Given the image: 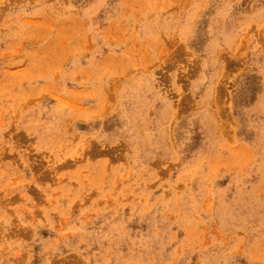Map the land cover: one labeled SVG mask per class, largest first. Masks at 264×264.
<instances>
[{"label": "rangeland", "instance_id": "obj_1", "mask_svg": "<svg viewBox=\"0 0 264 264\" xmlns=\"http://www.w3.org/2000/svg\"><path fill=\"white\" fill-rule=\"evenodd\" d=\"M0 264H264V0H0Z\"/></svg>", "mask_w": 264, "mask_h": 264}]
</instances>
